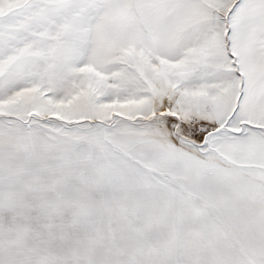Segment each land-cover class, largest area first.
Instances as JSON below:
<instances>
[{
	"label": "snow or ice",
	"instance_id": "1",
	"mask_svg": "<svg viewBox=\"0 0 264 264\" xmlns=\"http://www.w3.org/2000/svg\"><path fill=\"white\" fill-rule=\"evenodd\" d=\"M0 264H264V0H0Z\"/></svg>",
	"mask_w": 264,
	"mask_h": 264
}]
</instances>
